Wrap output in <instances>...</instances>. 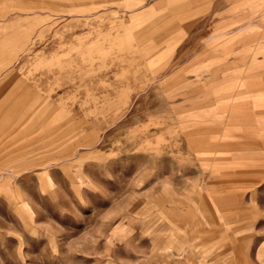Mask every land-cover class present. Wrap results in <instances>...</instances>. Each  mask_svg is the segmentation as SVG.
<instances>
[{
  "label": "rangeland",
  "instance_id": "374dc122",
  "mask_svg": "<svg viewBox=\"0 0 264 264\" xmlns=\"http://www.w3.org/2000/svg\"><path fill=\"white\" fill-rule=\"evenodd\" d=\"M0 9V264H264V0Z\"/></svg>",
  "mask_w": 264,
  "mask_h": 264
},
{
  "label": "crops",
  "instance_id": "0c3cea01",
  "mask_svg": "<svg viewBox=\"0 0 264 264\" xmlns=\"http://www.w3.org/2000/svg\"><path fill=\"white\" fill-rule=\"evenodd\" d=\"M3 10H1L0 9V16L3 14ZM35 27V24H32L31 26H29L26 30L27 31H29L31 28H34ZM26 30H24V32L26 31ZM16 35L14 34V35H12L11 37H6L5 39L8 41V42H10V43H12L11 44V46H10V49H9V51H13L14 50V48H15V46H16V44H14L15 42H14V40L12 39V38H14ZM3 40H0V51H2V49H3V46H4V44L6 43H4V42H2Z\"/></svg>",
  "mask_w": 264,
  "mask_h": 264
}]
</instances>
